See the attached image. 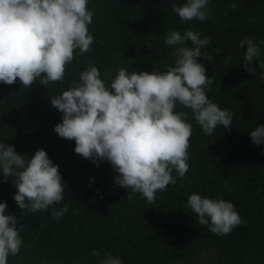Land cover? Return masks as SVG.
I'll use <instances>...</instances> for the list:
<instances>
[{"label": "trees", "instance_id": "16d2710c", "mask_svg": "<svg viewBox=\"0 0 264 264\" xmlns=\"http://www.w3.org/2000/svg\"><path fill=\"white\" fill-rule=\"evenodd\" d=\"M182 2L89 0L90 51L74 50L62 80L42 85L37 77L30 86L18 79L0 82V141L29 158L43 148L65 182L55 207L68 206L59 219L53 218L52 206L36 212L19 209L14 178L0 176V200L7 202L6 213L17 216L23 238L8 264H99L105 252L119 256L122 264H264V145L254 144L248 135L264 124V80L259 78L264 69L254 58L255 74L245 71L240 64L245 49L239 46L245 35L257 42L264 38V0H236L235 8L229 0H209L203 21H181L172 4ZM188 28L210 37L204 47L212 59L202 60L212 79L206 95L232 113L231 127L217 125L205 134L191 109L177 104L192 122L189 168L183 178L174 171L176 183L158 189L149 203L139 192L115 184L117 173L107 160L93 163L74 151V139L53 130L62 113L49 98L77 81L89 62L106 83L121 67L129 72L166 70L176 46L165 45L161 33ZM260 47L264 60V45ZM193 191L232 201L246 223L226 235L211 232L187 206Z\"/></svg>", "mask_w": 264, "mask_h": 264}, {"label": "clouds", "instance_id": "9594fccd", "mask_svg": "<svg viewBox=\"0 0 264 264\" xmlns=\"http://www.w3.org/2000/svg\"><path fill=\"white\" fill-rule=\"evenodd\" d=\"M89 0H0V82H17L30 86L62 80L65 65L77 54L90 51L93 35L88 29L93 11ZM209 0H183L172 4L181 21L205 20ZM229 6L237 7L236 0ZM165 45H175L172 64L163 71H131L118 68L105 82L98 67L89 62L79 72L78 80L67 89L49 98L61 111V120L53 130L61 137L74 139V151L93 163L107 160L117 173L116 185L139 192L151 203L155 193L183 178L189 168L188 146L192 122L188 113L176 105L191 109L192 117L205 134L217 125L230 128L232 113L222 109L206 95L212 79L206 74L203 59L212 56L204 47L210 41L192 28L183 33L169 29L161 33ZM190 41V44L185 43ZM261 45L251 36H243L244 48L240 64L250 75L255 74L252 61L260 59ZM202 58V59H198ZM264 80V71L260 73ZM256 145H264V124L248 133ZM0 176L14 179L13 198L19 209L29 212L52 206V216L59 219L67 210L55 204L63 198L65 182L58 165L43 148L29 158L15 146L0 141ZM91 179V178H90ZM130 195V193H129ZM187 206L194 211L201 225L216 235L228 234L241 219L232 201L223 197L204 196L196 191L187 196ZM7 202L0 200V264H8L9 255H16L23 244L17 216L5 212ZM94 256L99 255L96 249ZM99 264H122L119 256L105 252Z\"/></svg>", "mask_w": 264, "mask_h": 264}]
</instances>
